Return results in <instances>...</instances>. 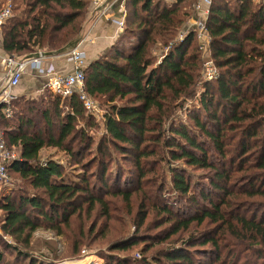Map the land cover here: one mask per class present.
<instances>
[{"label":"trees","instance_id":"trees-1","mask_svg":"<svg viewBox=\"0 0 264 264\" xmlns=\"http://www.w3.org/2000/svg\"><path fill=\"white\" fill-rule=\"evenodd\" d=\"M11 1L0 50L14 56L68 50L92 4ZM197 1L125 0L123 33L85 69L87 91L105 108L98 140L90 130L102 125L78 93L45 88L16 96L11 116L0 108L6 145L18 152L7 165L17 183L0 195V227L16 243L7 244L13 260L0 251V264H52L31 249L42 224L63 233L84 207L110 218V198L123 199L130 214L137 192L136 230L110 247L125 250L141 239L142 255L109 252L104 264H264V2L212 0L206 24L218 76L203 82L196 31L177 37ZM199 88L200 100L185 105ZM46 147L84 171L43 160ZM150 212L162 218L148 224ZM181 232L189 235L177 244L171 237Z\"/></svg>","mask_w":264,"mask_h":264},{"label":"rangeland","instance_id":"rangeland-1","mask_svg":"<svg viewBox=\"0 0 264 264\" xmlns=\"http://www.w3.org/2000/svg\"><path fill=\"white\" fill-rule=\"evenodd\" d=\"M91 9V7H90ZM20 9L17 10V14L20 15ZM196 10V9H195ZM194 10V11H195ZM195 15L196 12L193 14V16L188 19V21L184 24L182 29L180 30L179 35L177 36L178 39L182 38L191 31V28L193 24L195 23ZM81 38V37H80ZM79 38V39H80ZM2 39V30L0 28V41ZM78 39V40H79ZM77 40V41H78ZM76 41V42H77ZM197 43L196 46H193V48L197 47L198 51L200 52V62H201V70H200V76L201 80L204 82L206 80L204 74V63L209 59L212 58L211 54V46L208 48H205L203 46L204 41L201 39H198L197 36ZM206 42V41H205ZM69 46V45H68ZM68 50H64L63 52L52 50L48 51L51 53L56 54V56H62L66 57V52ZM46 52V51H44ZM18 55V54H16ZM208 81V80H206ZM210 81V80H209ZM200 88L194 96H186L185 98V105H188V107H193L195 103L200 100ZM33 97V96H32ZM92 97V96H91ZM93 101L95 102L96 109L92 112H88L92 114L94 119L99 122L102 126L99 129H96L95 127L90 130V134L93 135V137L98 140L99 136H101L104 133V125H103V114H104V105L100 104V102L92 97ZM187 107V106H186ZM80 125L83 127L86 126L85 122L83 120H80ZM0 133L2 134V129L0 128ZM11 149V148H10ZM15 152L17 150L11 149ZM94 151H92L90 154H85L86 157L90 158L92 156ZM18 153V152H17ZM41 157L43 160L53 158L56 160H60L64 162L65 168L69 171L74 172H83L84 170L82 168L77 167L74 168L73 165L70 166L68 155L57 148L54 147H46L41 152ZM85 157V158H86ZM191 173H202L205 172V170H198L195 171V169H190ZM203 174V173H202ZM200 175V174H198ZM15 176L12 173H8L7 179L1 180L0 179V195H5L10 193L12 188L15 186V183H17V180L15 181ZM12 179V181L10 180ZM11 181V183H10ZM29 188V187H26ZM168 193H172V188L168 187ZM141 193H136L133 195V199L131 200V211L132 213L128 214L127 209L128 204L125 203V201L121 198H110V218L104 217L101 215L100 211L98 209H94L92 212H87L86 207H84V211L80 215H75L72 217L70 224L67 226H62V232H57L56 229H52L48 224L44 223L42 224L37 230L34 231L32 238H31V249L32 252L35 254V256H40L41 258H45L48 262H51L52 264H104L106 258V254L109 252H113L115 254H119L120 258H138L141 254V248L144 245L143 240L137 241L136 244L132 245L128 249H121L113 251L110 247L111 242L115 239H119L122 236L126 234H132L136 230V212L138 210V199L140 197ZM141 198V197H140ZM1 213V212H0ZM162 216L158 215L156 212H150V215L148 217V224L152 223L153 221H157L161 219ZM1 220V215H0ZM93 226H96L95 228H92ZM148 228V227H147ZM208 228L207 226H201L199 230ZM158 228L155 229L152 227L151 232H158ZM189 235V232H181L177 235L171 237L174 238L175 241H177V244H180L184 238H186ZM16 240L12 235L6 234L3 230H1L0 227V251L4 253L5 258L12 259L13 254L12 251L7 250V244H15ZM164 241L157 243V246L154 248H162L164 247ZM156 250V249H154ZM152 251H149L146 253V256H149V254ZM13 260V259H12ZM133 261V260H132ZM130 261H128L129 263ZM129 264H135V263H129Z\"/></svg>","mask_w":264,"mask_h":264},{"label":"built area","instance_id":"built-area-1","mask_svg":"<svg viewBox=\"0 0 264 264\" xmlns=\"http://www.w3.org/2000/svg\"><path fill=\"white\" fill-rule=\"evenodd\" d=\"M113 0H92L90 15L92 21L105 17L107 9ZM212 0H198L195 7L199 11L202 4L210 7ZM204 13H209V9L204 10ZM14 16V6L11 0L0 2V28L8 23ZM118 25L123 28L124 20H116ZM191 30H195L198 39L204 41L203 46L208 48L211 46V37L207 28L206 18L203 16L195 20ZM206 41V42H205ZM88 42L85 37L80 38L76 44L66 52V59L72 64V70L69 72H59L53 66L45 68L43 61L46 55L33 57L31 54L25 56H14L3 53L0 50V60L2 67L0 68V108H3L8 116L13 114L12 101L15 99L14 89L20 83V80L28 70L34 69L41 74L48 76L47 88L54 94H59L62 97L70 96L73 93H78L79 99L84 108L88 112L96 109L90 93L85 87V69L88 66V59L84 45ZM211 51V50H210ZM205 78L213 80L218 76V68L213 58H209L205 63ZM18 158V153L7 147L3 135L0 133V179L4 180L8 177L7 165Z\"/></svg>","mask_w":264,"mask_h":264},{"label":"crops","instance_id":"crops-1","mask_svg":"<svg viewBox=\"0 0 264 264\" xmlns=\"http://www.w3.org/2000/svg\"><path fill=\"white\" fill-rule=\"evenodd\" d=\"M104 1L107 2L108 0ZM260 2L263 3L264 0H255V3ZM125 8V0H113L107 9V15L96 20L94 23L91 22L92 15H90L89 10L81 36V38L85 37L88 39V42L84 45L88 63L105 54L123 33L124 27L121 28L116 20L125 19ZM206 9H209V7L202 4L199 11L195 10V19L201 18L202 16L207 19L208 13H204ZM46 53V58L42 63L45 68L53 66L59 72H69L72 70V64L67 61L66 57L56 56V54L51 52ZM1 67L2 61L0 60ZM48 79L46 74H41L34 69H30L23 74L19 85L14 89V94L15 96H38L47 88Z\"/></svg>","mask_w":264,"mask_h":264},{"label":"water","instance_id":"water-1","mask_svg":"<svg viewBox=\"0 0 264 264\" xmlns=\"http://www.w3.org/2000/svg\"><path fill=\"white\" fill-rule=\"evenodd\" d=\"M74 44H76V42H73L70 45L73 46ZM43 54L46 55L47 53L46 52H37V53L31 54V56H33V57H40Z\"/></svg>","mask_w":264,"mask_h":264},{"label":"bare ground","instance_id":"bare-ground-1","mask_svg":"<svg viewBox=\"0 0 264 264\" xmlns=\"http://www.w3.org/2000/svg\"><path fill=\"white\" fill-rule=\"evenodd\" d=\"M76 264V263H75Z\"/></svg>","mask_w":264,"mask_h":264}]
</instances>
